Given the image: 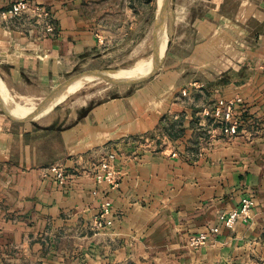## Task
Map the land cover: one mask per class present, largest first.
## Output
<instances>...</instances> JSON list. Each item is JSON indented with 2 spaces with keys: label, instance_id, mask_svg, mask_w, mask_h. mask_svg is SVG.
Wrapping results in <instances>:
<instances>
[{
  "label": "crops",
  "instance_id": "1",
  "mask_svg": "<svg viewBox=\"0 0 264 264\" xmlns=\"http://www.w3.org/2000/svg\"><path fill=\"white\" fill-rule=\"evenodd\" d=\"M29 2L55 13L57 33L48 34L42 27L0 29V72L32 91L37 84L63 77L71 56L96 47L98 35L88 26V17L63 8L65 0ZM179 3L191 4L190 19L216 21L212 22L216 33L238 27L253 36L252 56L260 69L244 82L212 88L217 100L243 98L236 105L243 117L239 133L218 139L221 146L212 149L211 158L167 154L172 143L184 153L193 131L188 120L183 133L170 139L167 147L137 154L133 141L126 144L120 138L156 131L165 143L162 117L168 106L171 112L177 105L168 104L161 93L155 100L143 91L95 102L89 111L80 110L92 99L89 103L80 99L67 120L61 113L34 125L14 121L8 127L0 121V179L6 187L14 182L12 212L28 217H21L28 222L18 223L23 229L18 240L23 256L36 255L42 264H230L234 259L264 264V32L257 29L264 24V0H175ZM181 8L182 13L189 12ZM116 147L131 154L119 155ZM110 152L117 154V186L96 180L97 167ZM54 163L67 169L63 186L43 176V169ZM205 171L209 174L203 178ZM246 195L255 199L252 219L233 230L224 228L219 215L237 208ZM106 201L111 202L112 224L96 230L93 217ZM215 225L221 231L210 243L217 238L216 243L189 247L190 235Z\"/></svg>",
  "mask_w": 264,
  "mask_h": 264
},
{
  "label": "rangeland",
  "instance_id": "2",
  "mask_svg": "<svg viewBox=\"0 0 264 264\" xmlns=\"http://www.w3.org/2000/svg\"><path fill=\"white\" fill-rule=\"evenodd\" d=\"M65 1L63 3L65 10H76L81 17H88L90 20H88V26L98 35L96 36L97 46L85 53L72 55L69 71L63 77L55 81H48L44 85L37 84L32 91L26 85H22L17 80L15 81V78L0 72V101L6 106L5 102L8 103L11 96L21 102L25 98L31 97V100H35L33 102L37 103V105L34 104L32 109L34 111L46 105L52 99H54V103L65 90V83L73 78L98 72H104L108 76H93L91 77L92 80L73 83L66 90L62 102L56 104L46 113L40 114L41 111L40 115L17 116L11 113L7 107H2L0 103V121L8 123L10 125L8 127H11L13 125L11 123L16 120L20 123L24 121L34 125L38 121L51 119L55 115L61 116V113H64L67 120L72 117L70 114L74 115L71 110L78 108L80 99L83 103L84 101L89 103V99H92V102L86 108L83 107L80 110L86 109L89 111L95 102L114 97L121 98L126 96L127 93L143 91L150 99L155 98V100L160 97L161 93V97L165 96L168 104H177L172 107L174 108V111H171L172 114H179L178 118H174L175 114H170L171 106H168V111L162 117L164 119L163 132L167 137L166 142L164 143L161 140L163 136H161V139L157 138L156 131H151L148 134H129L121 137L120 140H123V143L126 144L133 141L139 149H135L137 154L141 155L142 150L154 153L160 149V145L167 147L170 139L173 140L178 137H171L170 132L166 130L167 126H170L172 122L177 121L184 124V121L190 120L193 131L189 132L188 145L184 153H181L174 143L166 153L184 154L193 159L202 156L211 158L212 149L221 146L220 143H217L218 139H227L226 135L225 137L219 132L220 124L214 122L210 115L204 113L206 110H212L217 101L212 95V88L216 85H223V83L234 82V80L237 83L244 82L260 69V67L257 69L254 64L256 57L252 56L256 52L255 47H253L254 40L249 39V37L253 36L250 34L248 36L244 32L241 33L238 27H232L230 33L227 29L224 30L227 31L226 34L223 32L216 33L212 25V22L216 21L188 18V15H191V4L181 5L179 3L177 6L175 0L168 1L164 22L157 29L159 3L162 0H154L151 3L143 2V0H129L128 4L125 0ZM12 4H0V29L35 30L42 27L48 34L57 33L58 21L55 13L50 8L31 3V7L27 12L19 16H11L8 11ZM181 6L186 7L189 12L187 11V14L182 13ZM105 16L106 18H103ZM183 16H186V18ZM241 23L238 21L237 24L240 26ZM50 25H52L53 31H48ZM101 29L106 32L97 31ZM257 29H260L263 33L264 24ZM196 31H202L208 39L197 35ZM162 36L167 43L163 54ZM247 42H251V44L247 45ZM3 50L6 51L5 46H3ZM155 53H158L160 63L156 70H154V65L148 74L141 77L115 76L114 73L117 71H132L141 59ZM251 67L253 68L251 69ZM81 83H83L81 88L68 92ZM8 105L20 112L27 111L17 109L10 103ZM198 112L200 113L195 114ZM241 118L243 119V117ZM182 129L184 128L179 124L174 131ZM116 153L128 155L131 154V151L127 152L122 147H116ZM65 170L67 169L65 168ZM207 174L209 173L205 171L202 177L206 178ZM0 182L2 183L0 189V264H42V261H38L36 255H22L24 248L21 247L18 240L23 229L18 223L19 221L28 222L27 219H21L22 216L28 217L25 214L12 212V207L16 202L12 192L15 189L13 187L14 182H11L8 187L4 186L5 182L3 180L0 179ZM4 207L11 209H8V211ZM216 241L217 238L210 244L213 245ZM215 264H222V261L215 262ZM230 264H241V262L234 259Z\"/></svg>",
  "mask_w": 264,
  "mask_h": 264
},
{
  "label": "built area",
  "instance_id": "3",
  "mask_svg": "<svg viewBox=\"0 0 264 264\" xmlns=\"http://www.w3.org/2000/svg\"><path fill=\"white\" fill-rule=\"evenodd\" d=\"M31 5L29 0H17L13 2L8 13L11 16H19L27 12ZM49 25V24H48ZM48 31H53L52 25L48 26ZM243 98L238 96L233 99H219L216 101L215 107L204 113L210 115L214 122L220 124V131L226 136L232 137L239 133V127L242 124V119L237 112L236 105L242 104ZM176 155V153H174ZM117 154L110 152L100 161L96 170V180L98 182H108L112 186H117L119 183V175L115 168V160ZM43 176L54 179L58 185L63 186L67 180L65 168L59 163L48 165L43 169ZM255 199L252 195H246L241 199L237 208L222 212L219 215V220L224 228L233 230L238 223H247L253 217V208ZM111 202H104L99 212L93 217V227L102 229L103 227L112 224V219L109 218ZM220 227L215 225L206 230L192 234L189 237L188 245L192 249H200L210 243V241L219 234Z\"/></svg>",
  "mask_w": 264,
  "mask_h": 264
},
{
  "label": "bare ground",
  "instance_id": "4",
  "mask_svg": "<svg viewBox=\"0 0 264 264\" xmlns=\"http://www.w3.org/2000/svg\"><path fill=\"white\" fill-rule=\"evenodd\" d=\"M162 54L164 53L165 51V47H166V41L165 39L163 38L162 36ZM154 53V52H153ZM158 53H155L154 55H151L147 58H144V59H141L136 65L135 67H133L134 69L131 70H124V71H117L115 72V76L117 75H123L125 77H130V78H137V77H141L143 75H146L150 72V70L153 68V66L156 64V62L158 61ZM150 63V64H149ZM145 64H149V65H146L142 68H139V69H135L137 67H141ZM139 72V73H142V74H139V73H136V72ZM84 80H92L91 77H84L82 79H79L75 82H79V81H84ZM73 82V83H75ZM72 83V84H73ZM70 84L62 93L61 95L56 99V101L53 103L54 99H52L50 102H48L46 105L44 106H41L39 109H42V112L40 114H43V113H46L48 112L49 110H51L56 104L62 102L65 98V93H66V90L72 85ZM83 86V83L81 84H78L76 87H74L73 89L69 90L68 92H73V91H76L77 89L81 88ZM0 87H1V82H0ZM1 89V88H0ZM11 99L8 101V103H10L12 106H14L15 108L17 109H24V110H27V111H24V112H20L12 107H10L8 105L7 102L6 103V107L8 108V110L13 113L14 115H17V116H21V117H24L28 114H30L32 112V109L34 107V104L37 105V103H34L33 101L35 100H31V97H27L23 100V102L21 101H18L16 100L15 98H12V96L10 97ZM38 114V115H40Z\"/></svg>",
  "mask_w": 264,
  "mask_h": 264
},
{
  "label": "water",
  "instance_id": "5",
  "mask_svg": "<svg viewBox=\"0 0 264 264\" xmlns=\"http://www.w3.org/2000/svg\"><path fill=\"white\" fill-rule=\"evenodd\" d=\"M168 1L169 0H162V2L159 3V5H160L159 17H158V20H157V23H156V29L164 22ZM159 64L160 63H159V60H158L156 62V64H155V69L154 70H156L159 67ZM93 76H100V77L101 76H105L106 77V76H108V74H106L104 72H98V73H91V74H88V75H83V76H79V77L73 78L70 81H68L67 83H65L64 89H66L70 84H72L73 82L77 81L80 78L93 77ZM0 103H1L2 107L6 108V106L1 101H0ZM42 110H43V108L42 109H36V110L32 111L30 114H28L26 116H33V115L39 114ZM26 119H28V118L26 117ZM16 121H18V120H16Z\"/></svg>",
  "mask_w": 264,
  "mask_h": 264
},
{
  "label": "trees",
  "instance_id": "6",
  "mask_svg": "<svg viewBox=\"0 0 264 264\" xmlns=\"http://www.w3.org/2000/svg\"><path fill=\"white\" fill-rule=\"evenodd\" d=\"M141 1V0H140ZM154 0H143V2H146V3H151V2H153ZM180 124V126H182V124L183 123H181V122H172L171 123V125L170 126H167L166 127V130L168 131V132H170L169 133V135L171 136V137H177V136H179L180 135V133L182 134L183 133V129L182 130H178V131H174L175 130V128H176V126H178Z\"/></svg>",
  "mask_w": 264,
  "mask_h": 264
}]
</instances>
